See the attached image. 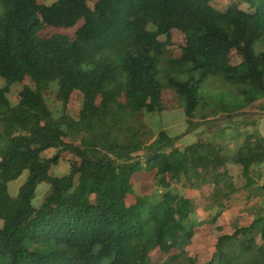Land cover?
Returning <instances> with one entry per match:
<instances>
[{"label": "trees", "instance_id": "trees-1", "mask_svg": "<svg viewBox=\"0 0 264 264\" xmlns=\"http://www.w3.org/2000/svg\"><path fill=\"white\" fill-rule=\"evenodd\" d=\"M80 21L72 38L41 36ZM173 30L189 41L177 56L169 50ZM230 52L241 62L231 64ZM214 79L234 87L231 107L208 94ZM73 94L82 100L77 117H54L47 100L64 110ZM164 94L188 123L203 106L212 104L213 116L264 99V0H232L224 9L213 0H0V143L19 140L0 150V264H152L154 251L164 257L159 264H264V216L216 235L207 262L192 256L200 221L186 195L202 186L218 193L207 221L215 227L235 192L226 163L242 167L250 188L264 141L248 135L232 156L213 143L175 147L179 138L164 132L147 145L134 129L143 112L165 109ZM63 152L74 160L54 177ZM25 171L11 196L9 183ZM141 174L166 190L159 202L134 195ZM42 183L49 189L36 208ZM178 183L183 194L171 190Z\"/></svg>", "mask_w": 264, "mask_h": 264}, {"label": "rangeland", "instance_id": "rangeland-1", "mask_svg": "<svg viewBox=\"0 0 264 264\" xmlns=\"http://www.w3.org/2000/svg\"><path fill=\"white\" fill-rule=\"evenodd\" d=\"M54 1L37 0L39 4L44 5H50ZM231 1L213 0L214 4L220 9L226 8ZM89 5L92 6L93 3ZM81 25L82 21L78 22L75 27L68 29L46 28L41 31V36L49 37L59 34L72 38L76 29ZM164 39L162 38V40ZM170 42L169 50L175 56L180 53L182 46L189 43L185 36L176 30L171 32ZM228 59L231 64H238L241 62V55L238 52H230ZM209 83L211 84V92H208V94L215 96L217 100L223 98L222 102L231 107L232 104L230 102L235 98L234 87L221 82L219 79H214ZM19 89V86H14L11 89V97L9 98L12 104L16 102L15 95ZM163 99L165 109L156 113L143 112L140 114L142 125L136 126L134 129L147 145L156 140L160 132H164L169 138H179L174 144L175 147L183 148V146L192 143H199L207 147V144L213 143L218 146L222 154L232 156L248 135L260 136L264 141V99H259L251 105L234 103L238 106L229 108L230 112H221L213 116L211 111H213L214 106L212 104L202 108L199 107L200 110L195 114L191 123L187 122L183 109L170 94H164ZM81 102L79 94H73L66 109L63 110L62 104L55 97L52 96L47 100L54 117H59L64 111L74 119L77 117ZM230 113L233 115L227 117ZM203 115L206 118H203ZM193 125L195 126L193 127ZM189 126L193 127V129L189 128ZM18 141V135L1 141L0 150H7ZM55 153L56 151L53 149L48 150L44 153V157L50 158ZM143 153L138 152L137 154L141 155ZM72 159L73 157L69 153L63 152L60 155L58 164L51 167L50 174L54 177L67 174L70 170V161ZM225 170L230 177V182L233 184L235 192L223 200L225 209L222 211L223 213L215 227L209 225L207 221L218 212V206L214 204L219 199L218 193L206 186L186 193L188 197H193L194 204L198 208L195 219L200 221V227L196 230L188 250L192 256L197 257L200 263H205L209 260L216 241V235L229 233L236 226L248 225L251 220L264 216V189L261 188L264 185V159L254 163L251 168V175L255 183L250 188L245 187L247 180L242 175L241 166L234 165L229 161L226 163ZM27 175L28 173L25 171L17 180L9 183L8 191L11 196L17 195L18 189L25 182ZM48 189L49 185L46 183L37 186L35 197L32 201L36 208L42 203ZM171 190L179 194L184 192L180 183L172 184ZM133 191L134 195L146 197L150 202L157 203L161 200L166 190L156 181H153L150 176L141 174L136 175L134 178ZM151 257L152 264H159L164 258L157 251L152 252Z\"/></svg>", "mask_w": 264, "mask_h": 264}]
</instances>
